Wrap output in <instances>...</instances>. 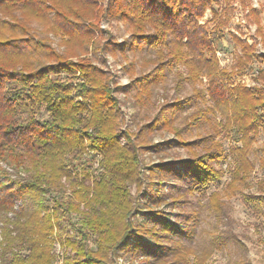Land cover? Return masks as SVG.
Instances as JSON below:
<instances>
[{
    "label": "trees",
    "instance_id": "trees-1",
    "mask_svg": "<svg viewBox=\"0 0 264 264\" xmlns=\"http://www.w3.org/2000/svg\"><path fill=\"white\" fill-rule=\"evenodd\" d=\"M236 2L255 36L248 41L242 24L230 32L233 63L222 67L215 40ZM263 12L264 3L257 8L253 0H0V264H56V242L63 264H111L121 254L159 264L167 249L172 264H208L211 252L175 242L191 233L162 212L154 214L160 228L153 233L170 248L130 244L132 186L139 192L145 184L142 153L155 147L156 132L173 134L189 151L180 164L195 190L218 183L231 162L223 194L208 196L218 222L230 215L224 195L242 194L264 214V198L244 194L257 164L264 170V67L253 85L235 81L255 62L264 65ZM105 19L122 22L129 39L102 29ZM108 55L132 78L135 105L146 113L138 132L124 129L123 89L105 67ZM177 67L185 73L176 75V89L188 82L192 94L159 106L158 90ZM195 124L205 135L186 140ZM230 137L236 143L227 151L222 140ZM172 167L153 165L149 178ZM231 232L214 236L219 248L237 238ZM237 246L232 264H252L247 246L239 239Z\"/></svg>",
    "mask_w": 264,
    "mask_h": 264
},
{
    "label": "rangeland",
    "instance_id": "rangeland-1",
    "mask_svg": "<svg viewBox=\"0 0 264 264\" xmlns=\"http://www.w3.org/2000/svg\"><path fill=\"white\" fill-rule=\"evenodd\" d=\"M263 3L264 0H253V4L257 8H260ZM234 5L237 7V11L231 24L224 30L223 37L220 39L216 38L215 40L220 64L222 67L228 68L231 67L235 54V45L230 32H239V24H242V28L247 34L245 38L251 42L255 36L256 28L255 25L247 27L242 7L239 2L234 3ZM210 18L211 10H208L205 16L200 19V22L205 23ZM262 19L264 22V12ZM210 27L212 28V26ZM101 28L113 33L119 42L129 39L130 33L122 22L105 19L101 22ZM259 49L261 51L264 50L262 47ZM105 67L114 74L119 86L123 89L117 95L121 100V109L124 114V129L128 127L131 131L138 132L140 126L146 122V113L143 110L139 111V108L135 105L132 78L121 69L118 61L111 55H108ZM261 67H264V65L255 62L245 76L236 77L235 81L239 82L241 80L249 85H253L254 77ZM180 73H185V68L177 67L170 74L168 81L158 90L157 103L159 106L167 101L172 102L176 97L182 99L192 94V86L188 82L183 83L181 92L176 89V75ZM202 81L201 88H206L207 78L203 77ZM188 113L189 111L185 110L183 114L186 115ZM198 125L192 126L190 132L185 134L186 140H195L198 132L205 135V128L203 126L199 128L197 127ZM263 141L264 139L261 134L258 144L262 145ZM235 143L236 139L234 137L222 140L223 147L227 151ZM149 144L155 147L142 153L143 181L145 184L139 192L136 186H132L133 196L136 197L137 211L133 217L135 227L132 229V234L134 237L130 239V244L145 243L149 249L152 247L155 249L156 246H160L158 244H163L162 247L167 246V248H170L167 245L169 244L168 241L163 237L160 239L161 241H157L153 233L157 231L156 229L160 228V223L156 222L154 214L162 212L166 220L173 223L172 227L177 228L179 226L191 233L176 237L177 240L175 242L207 248V251L211 252L208 264H232L238 254V246L235 247V242L238 239L242 244L244 243L247 246L246 254L252 264H264V214L261 208L253 207L245 200L242 194L235 196L224 195V200L228 201L230 205V215L227 222L220 223L207 205L208 196L211 193L220 191L223 194L226 184L230 181L228 167L231 162L228 161L223 164L222 168L226 172L218 183L209 184L203 189L195 190L191 187L190 183L192 176L180 164L181 161L190 157V153L184 146L178 143L175 136L169 132H156L150 137ZM252 158L256 160L254 155H252ZM163 163H167L168 166L169 164L170 166L175 165L177 170L166 174L156 171V176L150 179L148 169L153 165ZM244 194L264 198V170L259 164H257L256 170L252 174L251 185L244 189ZM226 229H230L232 231L230 234L237 238L230 241L226 240V243L219 248V243L214 236ZM58 244L59 242H56V249ZM61 249L63 248L61 247ZM171 250L167 249V256L164 258L165 262L159 264H172L170 263L172 257ZM150 252L148 251L146 254L150 256ZM146 258L141 255L133 257L131 254L112 255L111 264H148Z\"/></svg>",
    "mask_w": 264,
    "mask_h": 264
},
{
    "label": "built area",
    "instance_id": "built-area-1",
    "mask_svg": "<svg viewBox=\"0 0 264 264\" xmlns=\"http://www.w3.org/2000/svg\"><path fill=\"white\" fill-rule=\"evenodd\" d=\"M58 253H59V260L57 261V264H62L63 263V258L61 257V246L58 244L57 245Z\"/></svg>",
    "mask_w": 264,
    "mask_h": 264
}]
</instances>
